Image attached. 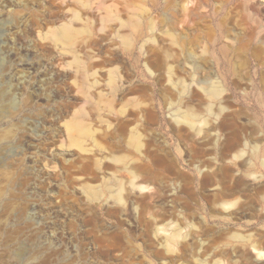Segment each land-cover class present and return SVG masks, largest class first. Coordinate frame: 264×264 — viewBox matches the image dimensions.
<instances>
[{"label": "rangeland", "instance_id": "1", "mask_svg": "<svg viewBox=\"0 0 264 264\" xmlns=\"http://www.w3.org/2000/svg\"><path fill=\"white\" fill-rule=\"evenodd\" d=\"M0 264H264V0H0Z\"/></svg>", "mask_w": 264, "mask_h": 264}, {"label": "bare ground", "instance_id": "2", "mask_svg": "<svg viewBox=\"0 0 264 264\" xmlns=\"http://www.w3.org/2000/svg\"><path fill=\"white\" fill-rule=\"evenodd\" d=\"M66 30H67V26L66 25H63L58 30H55V32L53 30V34L60 35V36L61 35L65 36L64 33L66 32ZM207 91H208V93L210 95L216 96V95H219V93H220V87L215 86V85H212ZM118 199H121L120 198V195H118Z\"/></svg>", "mask_w": 264, "mask_h": 264}]
</instances>
